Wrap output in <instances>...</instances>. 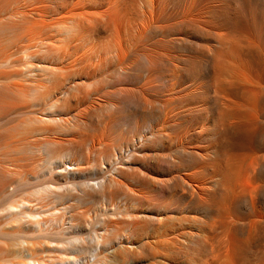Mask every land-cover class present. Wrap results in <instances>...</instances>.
<instances>
[{
  "label": "bare ground",
  "instance_id": "1",
  "mask_svg": "<svg viewBox=\"0 0 264 264\" xmlns=\"http://www.w3.org/2000/svg\"><path fill=\"white\" fill-rule=\"evenodd\" d=\"M77 177L96 184L63 202ZM181 203L186 242L163 229L145 247L169 236L197 264H249L264 237V0H0V264H138L142 207ZM93 206L88 263L74 250ZM210 247L227 254L201 261Z\"/></svg>",
  "mask_w": 264,
  "mask_h": 264
},
{
  "label": "rangeland",
  "instance_id": "2",
  "mask_svg": "<svg viewBox=\"0 0 264 264\" xmlns=\"http://www.w3.org/2000/svg\"><path fill=\"white\" fill-rule=\"evenodd\" d=\"M166 146L169 147L168 144ZM108 174L109 173H107V175ZM81 181H82V183H81ZM72 182H75V183H71V181H70L69 183L64 184L63 186H65V185L66 186L62 187L63 189H61V191H64V193L67 194V197L63 198L64 199L63 202H65V201H69V202L71 201L72 202L73 200H70L71 198L77 197L78 195H80V193H82L81 191H83L84 189H90L91 186H94L96 184L94 180H90V179L86 180L82 177H77L75 180H72ZM14 187L15 186H13V188L11 187V190L16 189ZM25 188L26 187H24V189L22 188L21 191L25 190ZM161 191H163V189H161ZM97 206H93L92 212L89 215V222L86 224V228L84 229V232H83V236L86 238V241H85V247L86 248L84 247V249H83V247H82L81 251H79L80 248L75 247V250H74V251H76V250L79 251V253L76 251L75 254L79 255L80 257H84L85 261L86 262L89 261L90 263L94 262L93 261L94 258L92 256V251L98 247L97 243H95L96 241L92 240L94 238L93 237L94 232L95 231H97V232L102 231L100 219L102 218L103 214ZM134 206H138V205L134 204ZM162 206L161 205L157 206L153 210L148 205H145L144 207H142V209L144 208V210H149V211L151 210V215L154 218L149 221V224L145 228V230L142 231L139 234V236H137V238H138L137 241L139 242L140 245L142 243H146L147 239H151L153 235H155L157 232L163 231V229L168 231V233L177 234L178 240H182V241L186 242V235H187L186 229H189L190 224L186 223V219H185L186 218V209L184 208L185 206L183 205V203H181V205L179 204L178 205L179 207L176 206V209H175V205L174 206L171 205L169 207H167L165 205H162ZM62 208H63V205H58L59 211H62ZM0 212H1V214L7 213V211L5 212V210H0ZM92 213H93V215H92ZM238 220H239V222H238L239 226L236 228V231H242L243 230V232H245V230H246L245 234H242L241 236H239V238L240 239L242 238V240H241L242 242L245 241V244L251 246L254 235L251 232L250 226L247 225L245 227H242V226H244L243 224L245 222H247L249 224V221L251 220V218L250 217L246 218V215L243 214V215H240V218ZM250 223H251V221H250ZM247 230H248V232H247ZM140 236H141V238H139ZM16 239L17 238H14V240H16ZM160 239H162V237H160ZM170 240L171 239L169 236H163V240L160 241L159 244L154 245L153 247H145L144 244H142L141 247H135V249H134L135 259H137L138 264H158L161 261H163V262L167 261V262H170L172 264H197V261L193 262V261H191V259H189L190 256L186 252V247H180L177 250V247H171V241ZM247 240H248V242H246ZM12 241H13V239H12ZM16 241L22 242V240H19V238ZM258 244H257L258 246H255V247H245L246 249H248L247 250V252L249 253L248 256H250L252 258L250 260L249 264H261V261H259L258 256L264 248L263 247L264 246V237L261 241H259ZM156 246H158V247H156ZM19 248L20 247H17V249H16V247H15L16 250H18ZM227 248L228 247H213V248L210 247L209 251L207 250L205 252L206 254L204 253L205 255H202L203 257L199 256L198 258L201 261L206 262V261L214 260L217 257H221V258L225 257L224 255L227 254ZM22 249H23V247L20 248L21 251H19L18 254L24 253L25 256L22 254L21 255L23 256L24 259L25 258L27 259L29 257V255H28V253H26L27 251L23 252ZM174 250H176V251L174 252ZM81 252H82V254H80ZM208 252H210V253L213 252V254H210ZM214 257H216V258H214ZM29 259H30V257L26 261H28ZM126 262H128V261H126Z\"/></svg>",
  "mask_w": 264,
  "mask_h": 264
}]
</instances>
